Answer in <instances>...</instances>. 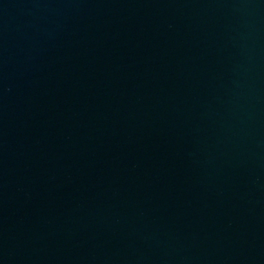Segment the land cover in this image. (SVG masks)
Returning a JSON list of instances; mask_svg holds the SVG:
<instances>
[{
	"label": "water",
	"instance_id": "obj_1",
	"mask_svg": "<svg viewBox=\"0 0 264 264\" xmlns=\"http://www.w3.org/2000/svg\"><path fill=\"white\" fill-rule=\"evenodd\" d=\"M0 264H264V0H0Z\"/></svg>",
	"mask_w": 264,
	"mask_h": 264
}]
</instances>
